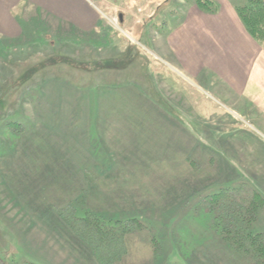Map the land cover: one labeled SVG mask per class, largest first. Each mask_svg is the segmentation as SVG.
Listing matches in <instances>:
<instances>
[{
  "label": "rangeland",
  "instance_id": "obj_1",
  "mask_svg": "<svg viewBox=\"0 0 264 264\" xmlns=\"http://www.w3.org/2000/svg\"><path fill=\"white\" fill-rule=\"evenodd\" d=\"M116 1L0 41V264H264V116L163 48L197 0Z\"/></svg>",
  "mask_w": 264,
  "mask_h": 264
},
{
  "label": "crops",
  "instance_id": "obj_2",
  "mask_svg": "<svg viewBox=\"0 0 264 264\" xmlns=\"http://www.w3.org/2000/svg\"><path fill=\"white\" fill-rule=\"evenodd\" d=\"M208 13L192 4L167 32L163 48L194 77L210 71L228 99L264 116V45L248 33L230 0H218ZM116 0H0V41L30 35L34 18L47 17L59 28L90 32ZM123 22L122 14H119ZM41 26V24H40ZM233 94V95H231Z\"/></svg>",
  "mask_w": 264,
  "mask_h": 264
},
{
  "label": "trees",
  "instance_id": "obj_3",
  "mask_svg": "<svg viewBox=\"0 0 264 264\" xmlns=\"http://www.w3.org/2000/svg\"><path fill=\"white\" fill-rule=\"evenodd\" d=\"M208 2H203L202 0H197V4L199 7L209 12L211 10V6L216 4L214 0H207ZM210 7V8H209ZM236 12L238 16L240 17V20L242 21L243 25L245 26L246 30L249 32V34L256 39L261 45H264V0H245L244 3L235 6ZM217 11V10H216ZM216 11H210V12H216ZM46 37H43L42 39H45ZM43 40H39L34 42L35 44L42 43ZM31 42V41H30ZM29 43V44H34ZM44 42L43 44H45ZM48 44V43H46ZM3 50H1L2 52ZM6 51V50H4ZM54 55L50 56L53 57ZM48 57V58H50ZM2 59V58H1ZM56 60V58L54 59ZM2 64L3 63V60ZM36 69L32 70L31 72H35ZM2 97V96H1ZM244 236V235H243ZM248 240V243L251 245V249H253V254H257L258 257H262L264 259V245H262L260 242H262L261 235L259 234H248L244 237L238 236L236 238L237 242H244L245 240ZM261 239V240H260ZM259 242V243H258ZM263 243V242H262Z\"/></svg>",
  "mask_w": 264,
  "mask_h": 264
}]
</instances>
